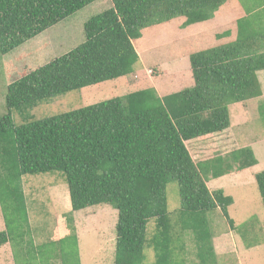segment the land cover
<instances>
[{"label": "trees", "instance_id": "trees-1", "mask_svg": "<svg viewBox=\"0 0 264 264\" xmlns=\"http://www.w3.org/2000/svg\"><path fill=\"white\" fill-rule=\"evenodd\" d=\"M97 1L0 0V57ZM230 1L110 0L112 7L85 22L81 44L7 86L0 117V247L10 245L15 263L22 256L24 264L36 256L45 262L49 252L62 264L70 258L79 264L75 234L32 247L24 182L58 173L72 213L116 210L113 264H185L182 237L192 239L196 264H219L208 215L218 210L237 231L228 213L234 200L222 190L209 192L206 183L249 170L257 160L245 148L195 164L185 142L229 129V106L261 95L256 74L264 72V15L252 9L264 1L236 0L245 17L236 21L235 40L190 56V88L163 97L141 90L21 125L12 113L129 76L139 63L133 42L142 31L177 19L184 29L208 22ZM254 180L264 207V171ZM172 182L180 198L175 217L167 212ZM147 252L153 263H144Z\"/></svg>", "mask_w": 264, "mask_h": 264}, {"label": "rangeland", "instance_id": "rangeland-1", "mask_svg": "<svg viewBox=\"0 0 264 264\" xmlns=\"http://www.w3.org/2000/svg\"><path fill=\"white\" fill-rule=\"evenodd\" d=\"M263 1L245 0V4L259 6ZM110 7L112 5L109 0L97 1L3 58L0 57V117L6 113L7 86L81 44L84 41V23ZM243 11L241 4L233 0L220 9L216 25H193L184 29L181 28L184 20L177 19L146 29L142 31V38L133 42L139 63L134 67L133 73L124 77L122 82H106L55 97L24 113L13 112V120L16 125L26 124L151 88L161 97L182 91L188 88L189 81L193 82L190 56L234 41L235 20ZM228 31L229 36L218 38ZM142 48H147L144 55L141 54ZM256 75L261 95L229 106L230 128L218 134L192 140L185 146L195 164L224 157L232 151L245 148L251 149L257 160V167L243 173L238 182H235V177H238L234 175L236 173L228 175L224 181L225 176L207 181L209 192L222 190L225 196L234 200L228 213L237 231L230 229L218 210L208 215L214 235L213 243L216 244L220 255L219 264H239L238 256L241 257V264H264V207L254 180V175L264 171V72ZM57 174L26 177L28 181L24 182L32 247L35 249L41 245H49L75 234L79 264H113L116 210L109 206H97L84 210L82 214L72 213L71 206L68 207V187ZM166 199L167 212H173L171 216L175 217V212L180 208L176 182L167 185ZM2 222L0 211V231ZM225 234L227 236L219 240L218 237ZM182 240L186 244V255L182 254L183 257L186 256L185 264H196L192 239L182 237ZM13 255L10 245L0 247V264H18L14 262ZM43 255L45 262L38 260L36 256L33 263L62 264L58 255L55 257L49 252ZM20 259V264H24L23 256ZM145 259L144 263H153V252H147ZM66 264H74V259L70 258Z\"/></svg>", "mask_w": 264, "mask_h": 264}, {"label": "crops", "instance_id": "crops-1", "mask_svg": "<svg viewBox=\"0 0 264 264\" xmlns=\"http://www.w3.org/2000/svg\"><path fill=\"white\" fill-rule=\"evenodd\" d=\"M219 12H220V10L217 12V13H215L214 14V16H213V19L212 20H210V21H208V22H205V23H201V24H196V25H200V26H211V24H215L216 22H217V19H218V16H219ZM260 12H264V6H262L261 8H259V9H255L253 12H252V14H255V13H260ZM239 17H238V19L237 20H239V19H241V18H244L245 17V13H244V11L242 12V13H239ZM237 20H235V31H236V21ZM216 25V24H215ZM193 27V26H192ZM197 26H195V28H196ZM214 27V26H213ZM237 35V31H236V34H235V36ZM264 37V36H263ZM264 39V38H263ZM262 39V40H263ZM235 40V39H234ZM229 43V42H228ZM139 49V48H138ZM141 50V49H140ZM146 50H147V48H142V50H141V54L142 55H144L145 53H146ZM135 51H136V49H135ZM137 53V52H136ZM140 56V55H139ZM141 57V56H140ZM124 78V77H123ZM123 78H120V79H118L117 80V82H122L123 80ZM182 80H185L184 78H181ZM185 82V81H184ZM185 84H186V82H185ZM193 85V82H191V81H189V83H188V88H190L191 86ZM175 92H179V91H175ZM208 136H210V135H208ZM207 136V137H208ZM206 137V136H205ZM205 137H202V138H205ZM199 139V138H198ZM198 139H196V140H198ZM201 139V138H200ZM194 141V140H193ZM187 143H190V141H188V142H185V146H186V144ZM257 167V165L255 166V167H253V168H251V169H254V168H256ZM248 170H246V171H243V172H238V173H236V174H234V175H238V177H235V182H238L239 181V179L242 177V174L243 173H246ZM233 174V173H232ZM240 174V175H239ZM229 175H231V174H229ZM245 175V174H244ZM227 176L228 175H226L225 176V178H223V181H224V179H226L227 178ZM219 179H221V178H219ZM216 180H218V179H216ZM222 182V181H221ZM206 185L208 186V184L206 183ZM64 204H67V202H64ZM70 206V203H68V207ZM70 209H71V207H70ZM84 211H81V212H78V214H82ZM70 214V213H69ZM75 214H77V213H75ZM29 223H30V216H29ZM3 225V224H2ZM4 230V226L2 227V230L1 231H3ZM229 234H231V233H229ZM227 236V234H225V235H222V236H220V237H218L219 238V240H222V238L224 239V237H226ZM218 238H216V239H218ZM221 242V241H220ZM214 244V250H215V254H216V256H218V257H220V255H219V253H218V251H217V247H216V244L215 243H213ZM4 246H6V245H4ZM9 249V248H8ZM10 250V249H9ZM9 250H7L8 251V255L9 256H11L10 255V252H9ZM228 250H230V249H228ZM226 254H233V252L231 253V252H226ZM5 255H7L6 253H5ZM11 259H12V257H11ZM237 259L239 260V264H241V257L240 256H238L237 257Z\"/></svg>", "mask_w": 264, "mask_h": 264}, {"label": "clouds", "instance_id": "clouds-1", "mask_svg": "<svg viewBox=\"0 0 264 264\" xmlns=\"http://www.w3.org/2000/svg\"><path fill=\"white\" fill-rule=\"evenodd\" d=\"M110 1V0H109ZM111 3V2H110ZM81 11V10H80ZM85 24V23H84ZM35 39V38H34ZM33 40V39H32Z\"/></svg>", "mask_w": 264, "mask_h": 264}]
</instances>
